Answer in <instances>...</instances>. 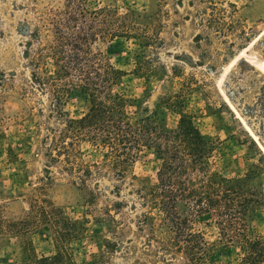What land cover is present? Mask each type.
I'll list each match as a JSON object with an SVG mask.
<instances>
[{
    "label": "rangeland",
    "instance_id": "374dc122",
    "mask_svg": "<svg viewBox=\"0 0 264 264\" xmlns=\"http://www.w3.org/2000/svg\"><path fill=\"white\" fill-rule=\"evenodd\" d=\"M86 1L119 14L133 10L145 18L157 16L160 43L154 50L141 54L139 40L125 36L91 45L125 72L115 90L149 114L157 109L174 127L179 110L163 104L170 98L214 143L212 169L244 176L258 165L251 184L264 193V0ZM65 4L0 0V207L6 219L17 220L30 212L31 198H39L56 221L43 220L23 233H0V264H37L35 259L54 255L42 264H186L177 248L187 244L184 234L177 237L164 213L141 198L142 189L155 186L161 163L151 148L135 153L123 177L103 165L101 173L91 167L86 186L66 168L61 141L54 140L65 119L53 95L32 75L55 69L47 46ZM139 58L151 59L146 77L134 73ZM65 98L61 109L67 116L87 111L82 90ZM74 147L81 163L103 161V151L85 141ZM249 214L251 233L264 235V198ZM52 227L63 234L60 239ZM186 232L204 240L203 264H241L243 248L221 237L212 214L195 216Z\"/></svg>",
    "mask_w": 264,
    "mask_h": 264
},
{
    "label": "trees",
    "instance_id": "16d2710c",
    "mask_svg": "<svg viewBox=\"0 0 264 264\" xmlns=\"http://www.w3.org/2000/svg\"><path fill=\"white\" fill-rule=\"evenodd\" d=\"M65 7L61 19L53 23L54 36L47 46L55 69L49 74L34 72L32 75L42 89L53 95L59 116L65 119L59 138L54 140L61 141L58 148L63 150L64 162L69 164L67 170L73 172L83 186H86L85 176L93 175L91 167L101 173L103 170L99 168L103 165L123 177L135 153L143 147L151 148L161 163L155 186L142 189L141 198L148 207H156L164 213L165 222L177 237L184 234L187 244L183 247L177 244V248L186 264H203L207 259L202 237L183 233L189 221L206 213L214 216L225 241H235L243 248L241 264L263 263L264 235H253L249 223L251 208L264 198L263 191L251 184L260 167L253 164L244 176H224L213 170L214 143L201 134L192 115L178 109L170 98H163V104L168 109L179 110L174 127L166 125L157 109L152 114L147 113L140 102L115 90L125 72L115 68L101 52L91 49L98 39L125 36L139 40L143 48L141 54L146 48L154 50L160 43L156 32L161 22L157 16L145 18L133 10L119 14L111 7H90L86 0H66ZM150 61V58L137 59L134 73L146 77L151 72L147 64ZM76 89L87 95V111L79 117L67 116L61 107L65 97ZM79 141L101 149L103 161L81 163L80 153L74 147ZM48 156L50 161L56 159ZM89 191L94 192L90 188ZM31 199L30 212L21 219H6L0 207V233H23L43 220L48 225L56 224L47 207L40 203L42 200ZM51 207L49 204L48 208ZM107 215L115 222L110 212ZM52 230L57 239L63 236L56 227ZM60 252L62 248L57 255ZM55 257H42L35 262L42 264Z\"/></svg>",
    "mask_w": 264,
    "mask_h": 264
}]
</instances>
